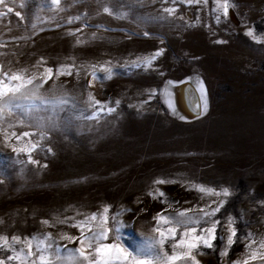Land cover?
Segmentation results:
<instances>
[{
  "label": "rangeland",
  "instance_id": "obj_1",
  "mask_svg": "<svg viewBox=\"0 0 264 264\" xmlns=\"http://www.w3.org/2000/svg\"><path fill=\"white\" fill-rule=\"evenodd\" d=\"M222 3L0 4V78L21 76V81L5 79V84L22 85L15 102L23 106L0 108V235L9 244L13 235L21 241L36 237L27 264L37 260L36 242L45 235L50 237L45 243L53 245L50 253L57 245L61 255L84 247L74 225L93 213L98 217L94 224L108 218L104 243L133 252L144 238L158 241L157 228L170 226L157 223L158 213L175 220L185 212L186 218L198 221L188 227H205L210 220L201 209L215 208L221 200L223 205L211 217L220 222L212 247L201 245L191 251L194 260L175 264H244L246 259L248 264H264V0H228L226 17L214 12ZM165 8L175 11L169 16ZM249 29L258 41L246 35ZM158 48L165 51L149 69L122 67ZM67 65H72L70 75L56 74ZM100 65L112 67L110 78ZM45 68L53 69L47 80L41 76ZM28 79L31 84L24 83ZM199 81L206 89V111ZM37 84L38 96L66 103L41 105L37 99L39 107L28 109ZM186 84L196 93L199 112L181 119L160 92L166 88L174 94L172 90ZM152 90L156 95L150 98ZM108 108L114 110L109 113ZM23 132L31 135L17 141ZM29 142L39 146L13 151L30 147ZM161 178L169 182L154 183ZM200 186L228 188L229 195L201 192ZM230 217L236 235L228 245ZM184 230V225L177 226L175 239L163 241L164 253L173 254ZM13 246L27 252L21 243ZM160 248L157 243L155 251ZM182 251L186 249H175L177 254ZM253 251L256 259L250 258ZM10 254L0 247V259Z\"/></svg>",
  "mask_w": 264,
  "mask_h": 264
},
{
  "label": "snow or ice",
  "instance_id": "obj_2",
  "mask_svg": "<svg viewBox=\"0 0 264 264\" xmlns=\"http://www.w3.org/2000/svg\"><path fill=\"white\" fill-rule=\"evenodd\" d=\"M4 0H0V4H3ZM59 3V0H51L52 5H56ZM173 3H175V0H173ZM180 3L185 4L186 6L192 5V4H198L200 3V0H180ZM105 12L108 11L107 8L104 9ZM229 10V4L228 0H224V3L217 4L214 8V12H222V14L226 17L228 15ZM8 12H12L13 9L11 7L7 8ZM164 12H166L169 16L172 15V13L175 11L174 8H165L163 9ZM2 15V14H0ZM17 16L20 15L19 12L16 13ZM76 19H79L77 17ZM219 19V17H217ZM147 36L148 33H145ZM246 35L253 37L255 40H259L258 37L253 36V32L251 29H249L246 32ZM226 41H219L217 40L216 43H224ZM165 49L158 48L155 50L154 53H152L149 56L144 57H137L135 60H132L130 64L122 65V67H129L131 69H149L153 62L157 59V57L161 56ZM95 67V66H94ZM71 68L72 65L67 66H60L56 69V74H71ZM100 69L106 74L105 78H110L112 75V67H105L104 65H100ZM157 70V69H153ZM53 74L52 68H45L43 73H41V76L43 77V80H47L51 78ZM163 75V73H160ZM93 75L95 76V72H93ZM5 79H8L9 81H21V76L13 74L11 77H8L7 74H4L3 78H0V108L8 107L9 109L16 107V108H22L23 106L19 103H16V93L20 91L21 84H17L16 86H11L10 84H5ZM24 83L31 84L32 79H28L27 81H24ZM172 81H168L167 84H171ZM199 87L198 91L201 96L202 101V110H207V100H206V89L203 87L202 81L198 82ZM39 84L35 85L32 91V96L30 98V103L28 105V109L38 108L39 105L35 104V101L38 99L40 101L41 105L44 104H52V105H59L64 104L66 101H64L62 98H55L54 100H47L43 97L38 96L36 89L39 88ZM89 86H91V82H89ZM9 93L12 95L9 96ZM160 94L165 97L164 102L167 105L168 109L175 112V108L171 102L170 94L167 92V89H162ZM156 95V91L152 90L149 93V97ZM5 97H8L6 100ZM119 104V101L116 102ZM102 110V109H101ZM114 109L108 108L107 111L110 113ZM97 115L96 112L92 114L91 117L88 118H94ZM183 119V117H181ZM40 127H43V125H40ZM15 135V133H13ZM31 135L29 132H23L20 134V136H16L17 141L21 139V137H28ZM41 139H43V133H41ZM30 147H26L25 149H16L13 148L14 152L18 151H31L35 150L39 145L37 144H31ZM50 151V149H49ZM29 162L35 163V161H32L31 156H29ZM168 180H165L163 178L154 181L156 184H162L167 183ZM199 191L201 192H209L213 193L215 195H223L228 196L229 195V189L223 188L220 191H216L214 189L205 188L203 186L198 187ZM153 193H149V195H152ZM159 195L162 197L164 194L162 192L159 193ZM224 203L223 200L219 201L217 206L215 208H211L209 206V210L205 211L204 209H201V212L203 213V216L208 217L210 220L205 221V227H188L189 224H198V221L193 219H188L185 216V212H180L177 214V219L173 220L172 218L163 216L161 214H157V223H163L170 225L166 228V230H161L160 228H157L156 231L159 234V240H153L152 238H144L142 243L137 245L135 250L133 252H130L127 248H124L118 244H109L104 243L108 239V233L110 229L106 226L108 223V218L106 216L100 217V223L94 224L98 217L97 214L93 213L90 216H85L82 221L79 222L78 225H74L78 228L80 231V237H79V243L83 245L84 247H77L75 249H69L65 250V253L61 255V250L59 245L55 247V252L50 253L48 252L49 249L53 247L51 243H45V241L49 240L50 237L45 235L43 239L37 240L36 242V250L40 253V255L37 257V260H33L32 264H175L176 261L183 260V259H193L191 251L193 249L198 248L199 246L211 248L212 247V241L215 240L216 236V229L217 225L220 223L218 220H211V217L215 216L216 212L219 211L220 206H222ZM105 212H107V208L104 209ZM43 223H47V221H43ZM184 225L185 230L181 233L180 239L176 241V243L173 245V254L168 255L167 253L163 252L162 244L163 241L167 238L175 239L176 237V231L177 226ZM228 245H231L233 243V237L236 235L235 228L232 227V218H229L228 221ZM117 231L119 229L117 228ZM198 233V234H197ZM67 239L75 240L76 237H65ZM31 240H36V237L28 238L25 237L23 241H21V238L18 236L13 235L11 237V244L8 242V238L6 236L0 235V247H4L7 252H10V255H7L6 260L0 259V264H6L7 262L17 261V264H27L28 259L31 258L34 253L32 250V243ZM21 243L27 247V252L25 253L24 247H21L19 250H17L13 245ZM159 243L161 245L160 251L156 252L155 247L156 244ZM176 248H183L186 249V251H182L181 253L177 254L175 252ZM260 248L264 249V242H261ZM45 253H48L47 256ZM226 252H221V255H225ZM54 257V258H53ZM251 259L257 258V253L253 251L251 253ZM260 259L264 260V253L260 254ZM236 264V262H234ZM244 264H248V260L246 259L244 261Z\"/></svg>",
  "mask_w": 264,
  "mask_h": 264
},
{
  "label": "bare ground",
  "instance_id": "obj_3",
  "mask_svg": "<svg viewBox=\"0 0 264 264\" xmlns=\"http://www.w3.org/2000/svg\"><path fill=\"white\" fill-rule=\"evenodd\" d=\"M189 84H186L183 89L182 87L180 88H175V90H172L174 92V94H170V99L171 102L174 106L175 109H177V112L180 116H182L183 118H191V114H193V112H197V110L199 109V106L197 103V101L195 99L190 100L188 95H187V90ZM183 90V91H182ZM185 92V93H184ZM183 93H184V102L187 108L192 109L193 111L190 112V110L188 109L186 111V107L183 104Z\"/></svg>",
  "mask_w": 264,
  "mask_h": 264
},
{
  "label": "water",
  "instance_id": "obj_4",
  "mask_svg": "<svg viewBox=\"0 0 264 264\" xmlns=\"http://www.w3.org/2000/svg\"><path fill=\"white\" fill-rule=\"evenodd\" d=\"M188 88L189 89L187 90V95H188L189 99L190 100L195 99L197 101L198 99H197V96H196L194 89L191 87V85H189ZM197 111L199 112V109Z\"/></svg>",
  "mask_w": 264,
  "mask_h": 264
}]
</instances>
